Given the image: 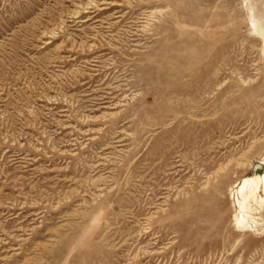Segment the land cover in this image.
I'll list each match as a JSON object with an SVG mask.
<instances>
[{"label":"rangeland","instance_id":"374dc122","mask_svg":"<svg viewBox=\"0 0 264 264\" xmlns=\"http://www.w3.org/2000/svg\"><path fill=\"white\" fill-rule=\"evenodd\" d=\"M263 159L264 0H0V264H264Z\"/></svg>","mask_w":264,"mask_h":264},{"label":"bare ground","instance_id":"6f19581e","mask_svg":"<svg viewBox=\"0 0 264 264\" xmlns=\"http://www.w3.org/2000/svg\"><path fill=\"white\" fill-rule=\"evenodd\" d=\"M261 165L264 166V159L262 160ZM260 189L264 191V173L260 174V175L252 176V177L245 179L243 181L242 187L240 189L241 197H242L241 202H240V209L241 210L245 209L244 204H245L246 200L248 202V199H250V198L254 199L256 196V193ZM239 196H240V194H239ZM259 207H260V205H259ZM238 223L241 224L242 221H238Z\"/></svg>","mask_w":264,"mask_h":264}]
</instances>
